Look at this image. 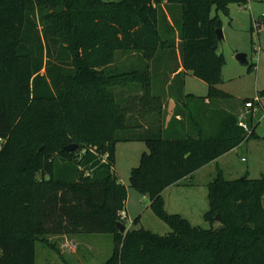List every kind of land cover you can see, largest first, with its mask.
<instances>
[{"label": "trees", "instance_id": "1", "mask_svg": "<svg viewBox=\"0 0 264 264\" xmlns=\"http://www.w3.org/2000/svg\"><path fill=\"white\" fill-rule=\"evenodd\" d=\"M213 2L0 0V264H35L37 240L47 235L93 234L112 236L106 264H264V177L226 180L216 167L206 185L207 230L163 210L162 190L254 136L231 116L217 134L201 126L195 102L226 95L217 89L221 23L209 26L211 9L228 15L229 3L247 0ZM175 55L164 110L151 63ZM187 74L208 94L172 99L182 106L168 121L172 83ZM118 142L145 144L129 187L148 197L170 233L116 229L127 201L113 171Z\"/></svg>", "mask_w": 264, "mask_h": 264}, {"label": "rangeland", "instance_id": "2", "mask_svg": "<svg viewBox=\"0 0 264 264\" xmlns=\"http://www.w3.org/2000/svg\"><path fill=\"white\" fill-rule=\"evenodd\" d=\"M228 9V15H224L212 8L209 21L211 28L216 27L218 20L221 23L223 39L218 41L217 53L222 55L223 65L222 81L217 89L226 95L216 100H197L195 104L200 109L201 126L205 134H217L222 121L231 116L235 118L238 126H246L249 130L247 136L254 128V136L244 138L239 146L221 156L216 163L207 164L178 185L161 191L165 213L179 215L191 225L204 230L210 228L203 217L209 209L206 185L214 175L216 167L223 171L226 180L264 177V95H260L264 91V0H247L241 5L229 3ZM174 14H179L178 9L174 10ZM175 32L177 34V29ZM239 53L246 54V66L236 61L235 57ZM178 56L166 57L163 64L151 63V76L153 75L156 81L154 94L161 96L164 110L170 94L162 83L169 80L166 71L170 68L173 70L179 64ZM115 60L118 65L126 63L118 53ZM133 62H136L134 56L130 60V63ZM172 84V97L167 109L168 121L172 117V109L180 111L178 107L182 106H174L172 99L178 100L183 94L200 99L208 94L207 84L190 74L181 75ZM126 95L127 90L122 95L124 100ZM255 97L259 102L252 100ZM131 101L137 103V99ZM246 102H251V106L246 107ZM128 111H123L124 118ZM180 114L185 117L184 112ZM133 134L135 133L131 131L128 135ZM143 153L148 151L145 144L140 142H118L115 145L113 171L127 191L125 210L121 213L124 217L123 224L127 230L143 228L163 236L170 233L169 227L150 208L148 197L129 187L130 171L139 166ZM212 227L217 228L219 225L214 223ZM42 238L37 240L35 245L36 264H106L113 250V239L109 234L47 235Z\"/></svg>", "mask_w": 264, "mask_h": 264}, {"label": "water", "instance_id": "3", "mask_svg": "<svg viewBox=\"0 0 264 264\" xmlns=\"http://www.w3.org/2000/svg\"><path fill=\"white\" fill-rule=\"evenodd\" d=\"M216 36H217V40L219 42H221L222 39H223L221 29H217L216 30ZM235 59L240 65H242V66H246L247 65V56H246V54L239 53V54L236 55ZM76 148H77L76 144H71V145L65 147L64 150L67 151V152H71V151L75 150ZM243 178H241V179H243ZM219 219H220L219 215H216L215 216V220L219 221ZM116 229L118 230V232L120 234H125V232H127L126 228H125V225L122 224L121 222H117L116 223Z\"/></svg>", "mask_w": 264, "mask_h": 264}, {"label": "built area", "instance_id": "4", "mask_svg": "<svg viewBox=\"0 0 264 264\" xmlns=\"http://www.w3.org/2000/svg\"><path fill=\"white\" fill-rule=\"evenodd\" d=\"M254 102H259V99L257 97H255L254 99H252ZM251 102H246L245 106L246 107H250L251 106ZM239 126L244 130V132L247 134L249 133V130L246 128V126H244L243 124H239ZM120 218V222L124 219L123 215H119L118 216Z\"/></svg>", "mask_w": 264, "mask_h": 264}, {"label": "crops", "instance_id": "5", "mask_svg": "<svg viewBox=\"0 0 264 264\" xmlns=\"http://www.w3.org/2000/svg\"><path fill=\"white\" fill-rule=\"evenodd\" d=\"M169 19V18H168ZM182 70V68L180 67L178 70H177V72L175 73V74H172L170 77L171 78H173L178 72H180ZM170 108V107H169ZM254 129V128H253ZM218 160V159H217ZM242 160H244V159H242ZM217 161H215V163H216ZM126 231H128L127 229H126ZM63 236H65V235H63ZM36 252H35V264H36Z\"/></svg>", "mask_w": 264, "mask_h": 264}]
</instances>
